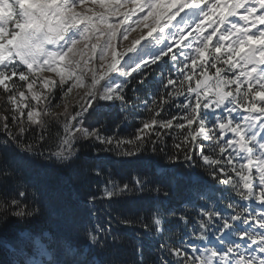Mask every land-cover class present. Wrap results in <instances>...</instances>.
Returning <instances> with one entry per match:
<instances>
[{"label": "snow or ice", "instance_id": "snow-or-ice-1", "mask_svg": "<svg viewBox=\"0 0 264 264\" xmlns=\"http://www.w3.org/2000/svg\"><path fill=\"white\" fill-rule=\"evenodd\" d=\"M85 149L75 201L7 159L47 172ZM0 157V231L86 219L107 256L49 264H125L114 222L136 264H264V0H0ZM149 196L180 197L177 239L133 211ZM24 251L0 264H39Z\"/></svg>", "mask_w": 264, "mask_h": 264}, {"label": "trees", "instance_id": "trees-1", "mask_svg": "<svg viewBox=\"0 0 264 264\" xmlns=\"http://www.w3.org/2000/svg\"><path fill=\"white\" fill-rule=\"evenodd\" d=\"M88 150H84L81 156V161L74 165L72 168H57L56 170L39 169L27 160H22L15 156L13 153L8 154V162L11 164L20 165L25 168L30 175H39L41 177L49 176L55 178L56 181L64 188V198L66 200L75 201L78 197H82L83 193L80 191L78 174L81 168L89 163H99L90 160ZM0 157V162H2ZM117 179H128L126 170L115 168L113 169ZM161 174L157 173L159 177ZM100 183L99 178H91L90 185H97ZM92 190H96L94 187ZM106 205L104 201H98L97 206L101 210L100 221L103 223L104 212L103 209ZM180 197H173L167 200H157L151 196L138 201L133 207V211H139L143 216L150 217L153 210L166 220L165 239L175 240L179 237V228L175 223L174 218L169 215L170 210L179 209ZM126 209L127 206L125 205ZM94 223V221H93ZM88 226L86 219L77 221H66L61 216L53 215L41 219L39 222L33 224H24L23 222L13 224L8 230L0 231V254H2L8 246H15L20 240H23L24 254L23 259L26 261L35 260L39 264L48 263L45 260V255L41 254V242L46 246L53 249L54 259L58 253L67 254L69 250L75 252H82L81 258H94L98 256L101 261L107 259V256L100 249L88 250L86 249V235L84 227ZM113 230L122 236V244L115 251L116 257L124 261L125 264H136L137 257L134 255L132 247L133 230L125 229L115 222L112 225Z\"/></svg>", "mask_w": 264, "mask_h": 264}, {"label": "rangeland", "instance_id": "rangeland-1", "mask_svg": "<svg viewBox=\"0 0 264 264\" xmlns=\"http://www.w3.org/2000/svg\"><path fill=\"white\" fill-rule=\"evenodd\" d=\"M41 246L45 254L49 253V250L42 243H41Z\"/></svg>", "mask_w": 264, "mask_h": 264}]
</instances>
